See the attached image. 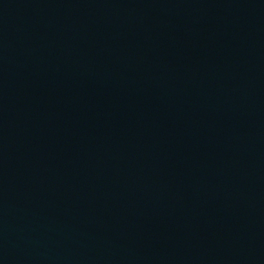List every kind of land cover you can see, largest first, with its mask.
I'll return each mask as SVG.
<instances>
[{
  "label": "water",
  "instance_id": "obj_1",
  "mask_svg": "<svg viewBox=\"0 0 264 264\" xmlns=\"http://www.w3.org/2000/svg\"><path fill=\"white\" fill-rule=\"evenodd\" d=\"M0 264H264V0H0Z\"/></svg>",
  "mask_w": 264,
  "mask_h": 264
}]
</instances>
